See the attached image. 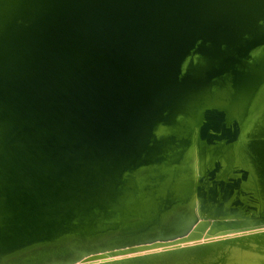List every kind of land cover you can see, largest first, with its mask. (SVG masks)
Returning <instances> with one entry per match:
<instances>
[{
	"label": "water",
	"instance_id": "1",
	"mask_svg": "<svg viewBox=\"0 0 264 264\" xmlns=\"http://www.w3.org/2000/svg\"><path fill=\"white\" fill-rule=\"evenodd\" d=\"M263 105L264 0H0L3 264L89 253L71 215L130 201L139 180L154 204L142 234L160 227L146 242L173 236L186 177L204 219L254 218L253 168L234 150ZM247 243L245 263L264 264ZM205 248L101 264H189Z\"/></svg>",
	"mask_w": 264,
	"mask_h": 264
},
{
	"label": "bare ground",
	"instance_id": "2",
	"mask_svg": "<svg viewBox=\"0 0 264 264\" xmlns=\"http://www.w3.org/2000/svg\"><path fill=\"white\" fill-rule=\"evenodd\" d=\"M216 96L217 93H214L209 97L215 99ZM207 102L216 103V100H208ZM263 107L264 105L260 108V110L263 109L261 111V117L256 119L251 128L248 129L249 123H246L242 127L243 134L240 140V146L234 150L236 164L253 168L254 173L251 175V181L248 185L249 188L254 189L259 196L258 211L254 218L249 219L242 216L236 222L230 223L228 220L217 225L212 219H204L196 212V209H194V203L197 205V202H194V189L186 177L183 181L186 187L184 207L182 206L179 216H174L163 226L162 232L173 236L166 240H148V242H146L144 241L146 237L148 239H153L158 236L160 227L142 234V231L146 230L145 226L152 220L151 214L154 209V204L150 195L142 190L143 180L138 179L140 184L136 185L137 190L135 193L130 191L133 197L130 201L122 203L121 199L116 200V202L114 200L106 206L107 209L105 210L102 208L98 209V207L90 209L85 206L83 207L84 210H78L76 214L71 215H78V219L85 223L82 225L76 222V228L87 229L88 239L91 243L89 247H87L89 253L82 254L62 264L109 263L137 256L158 254L165 251L192 248L200 245H206L207 248L203 250H193L192 252H194V255L188 257L189 264H246L242 253L244 252L243 249L246 248L248 244L247 242H250L254 249L258 247L256 245L254 246V244L264 242ZM248 117V114H245L242 119L246 120ZM178 131L179 133L189 134V129L187 127H179ZM167 164H170V161ZM152 175L161 181L160 185L164 186L169 181V179L165 180L167 174H159L158 171H156ZM172 183L173 182L169 185ZM130 188H135V184ZM180 190L182 191V188ZM193 210H195V213ZM192 215L195 221L190 223L188 227L183 230ZM68 220L70 221V219H67V221ZM155 227H157V225ZM236 238L238 241L234 240ZM240 238L245 239L242 240ZM225 245L231 246L232 248L226 247ZM1 247H6L3 242ZM223 249H226V251ZM13 251L15 252L14 257L16 259L19 257L16 253L22 255V251H18L15 248H13ZM34 253L33 250H30L27 255L32 256ZM32 259L42 264L41 262L43 260L38 259L36 256ZM32 259L24 258L21 264H32ZM43 262H48V259ZM16 263H20V260ZM0 264H3L1 254Z\"/></svg>",
	"mask_w": 264,
	"mask_h": 264
},
{
	"label": "rangeland",
	"instance_id": "3",
	"mask_svg": "<svg viewBox=\"0 0 264 264\" xmlns=\"http://www.w3.org/2000/svg\"><path fill=\"white\" fill-rule=\"evenodd\" d=\"M209 103V102H208ZM263 235H264V233H263ZM260 244H264V242H259ZM258 243V244H259ZM226 247H231V246H227V245H225ZM232 248V247H231ZM259 248V246L257 247V249ZM264 247H261V249H263ZM223 250H225L226 251V249H223ZM255 264V263H254Z\"/></svg>",
	"mask_w": 264,
	"mask_h": 264
}]
</instances>
